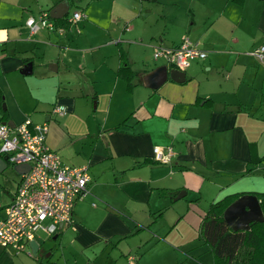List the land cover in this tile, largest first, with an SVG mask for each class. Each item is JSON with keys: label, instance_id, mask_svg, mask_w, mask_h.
Wrapping results in <instances>:
<instances>
[{"label": "crops", "instance_id": "obj_1", "mask_svg": "<svg viewBox=\"0 0 264 264\" xmlns=\"http://www.w3.org/2000/svg\"><path fill=\"white\" fill-rule=\"evenodd\" d=\"M42 12L66 32L30 35ZM185 38L207 57L180 82L153 52ZM263 44L264 0H0V123H47L63 163L89 167L74 223L46 234L68 264H215L200 238L212 204L264 192V63L251 54ZM155 147L174 157L156 161ZM15 172L0 173V220ZM19 254L0 246V264Z\"/></svg>", "mask_w": 264, "mask_h": 264}, {"label": "built area", "instance_id": "obj_2", "mask_svg": "<svg viewBox=\"0 0 264 264\" xmlns=\"http://www.w3.org/2000/svg\"><path fill=\"white\" fill-rule=\"evenodd\" d=\"M84 17L82 11H76L68 24L73 26ZM25 25L30 35L42 29L59 35L66 32V27L53 21L48 12L30 16ZM251 54L264 63V44ZM153 57L165 59L174 68L185 71L194 61L205 59L207 52L185 38L175 47L156 46ZM63 112L62 106L54 108V113ZM47 134V123L35 124L30 118L15 125L0 123V156H6L11 166L29 165V170L21 175L12 203L6 208L5 218L0 220V246L17 253L29 249L39 231L53 236L65 226H71L76 203L89 193V167L63 163L48 145ZM153 152L156 161L164 164L174 157L171 147H155ZM129 262L140 264L134 255L129 257Z\"/></svg>", "mask_w": 264, "mask_h": 264}, {"label": "trees", "instance_id": "obj_3", "mask_svg": "<svg viewBox=\"0 0 264 264\" xmlns=\"http://www.w3.org/2000/svg\"><path fill=\"white\" fill-rule=\"evenodd\" d=\"M255 195L264 214V192ZM239 197L231 195L212 204L202 221L200 238L211 248L215 264H264V222H252L249 230H233L224 218L225 210Z\"/></svg>", "mask_w": 264, "mask_h": 264}, {"label": "water", "instance_id": "obj_4", "mask_svg": "<svg viewBox=\"0 0 264 264\" xmlns=\"http://www.w3.org/2000/svg\"><path fill=\"white\" fill-rule=\"evenodd\" d=\"M68 7L66 4H59L51 11V17L53 18H62L64 14L67 12ZM32 68V64H28L25 67V73L30 72L28 69ZM171 77L176 81H184L185 80V72L174 69L171 71ZM166 77H163V81L166 80ZM11 125L10 123H8ZM9 167L7 162V157H0V173L5 171ZM14 169L19 173H25L29 170V165H16ZM179 194L177 198H180ZM224 218L229 226L233 230H249L252 222H264V214L261 208L260 201L256 195L247 194L243 195L234 201L224 212ZM31 251L34 256L37 255L39 250V243L37 240L30 242Z\"/></svg>", "mask_w": 264, "mask_h": 264}, {"label": "rangeland", "instance_id": "obj_5", "mask_svg": "<svg viewBox=\"0 0 264 264\" xmlns=\"http://www.w3.org/2000/svg\"><path fill=\"white\" fill-rule=\"evenodd\" d=\"M6 172L16 173L13 166H10L6 169ZM37 237L44 243L37 254L36 257L30 256L25 253V251L20 252L19 256V264H68V260H72V254L68 249L66 252L61 247V240H54L52 238H48L47 235L41 231L38 232ZM17 256V257H18ZM38 259V260H37ZM38 261V262H37Z\"/></svg>", "mask_w": 264, "mask_h": 264}]
</instances>
